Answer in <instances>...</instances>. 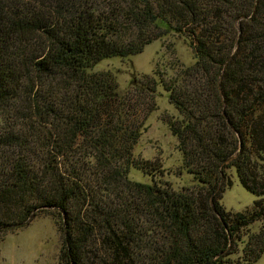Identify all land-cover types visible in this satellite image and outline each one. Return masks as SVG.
Returning <instances> with one entry per match:
<instances>
[{"label":"trees","instance_id":"16d2710c","mask_svg":"<svg viewBox=\"0 0 264 264\" xmlns=\"http://www.w3.org/2000/svg\"><path fill=\"white\" fill-rule=\"evenodd\" d=\"M102 1L0 0V240L44 211L61 264H254L264 228H244L264 220V0ZM168 34L193 62L166 80L132 73L120 89L93 70ZM159 84L189 188L134 157ZM230 168L256 196L243 212L220 204Z\"/></svg>","mask_w":264,"mask_h":264},{"label":"rangeland","instance_id":"374dc122","mask_svg":"<svg viewBox=\"0 0 264 264\" xmlns=\"http://www.w3.org/2000/svg\"><path fill=\"white\" fill-rule=\"evenodd\" d=\"M101 2H103L101 0ZM193 62L192 50L182 37L168 34L144 46L143 50L129 57H108L94 67V71L110 70L115 74L120 89H123L132 73L152 74L154 77L168 79L181 67ZM156 109L145 119L146 129L134 145V157L151 160L161 164L162 180L174 189L194 186L191 175L181 167V153L177 149V140L171 134L166 121L179 117L168 102L167 93L159 84L156 87ZM229 172L230 185L221 193L220 204L226 211L243 212L249 209L256 199L254 193L244 188L238 181L234 169ZM157 173V171H155ZM130 177L147 182L138 170H132ZM264 228V220L252 223L244 228L245 232H257ZM56 221L51 214L38 211L21 228L6 232L0 240V264H61L59 248L61 237ZM1 236V234H0ZM245 240L246 237H242ZM237 253L240 248L237 247ZM254 264H264V251Z\"/></svg>","mask_w":264,"mask_h":264}]
</instances>
